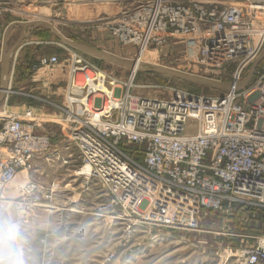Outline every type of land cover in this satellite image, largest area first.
<instances>
[{"label":"built area","instance_id":"1","mask_svg":"<svg viewBox=\"0 0 264 264\" xmlns=\"http://www.w3.org/2000/svg\"><path fill=\"white\" fill-rule=\"evenodd\" d=\"M135 4L108 26L117 44L133 48L134 59L169 36L182 38L190 62L201 69L221 75L234 64L232 87L215 96L174 90L164 99L134 97L126 85L117 97L111 87L115 79L87 62L82 52L66 48L62 60L42 56L31 80L43 86L57 83L64 68L63 102H49L59 110L52 114L24 104L9 112L12 104L0 105V199L17 175L26 178L36 153L48 148V137L38 133L42 122L64 121L71 127L66 148L71 146L79 159L76 176L87 183L94 179L104 197L92 207L95 216L128 223L127 229L145 223L177 229L178 216L195 208L218 210L226 203L264 207L263 76L251 83L255 70L239 85L263 47L264 27L255 25H264V0ZM4 6L0 0V14ZM130 145L142 147L140 160L125 151ZM39 187L26 179L14 198L19 222L26 210L50 207L51 195L44 196L45 203L38 201ZM240 261L264 264V239L243 251Z\"/></svg>","mask_w":264,"mask_h":264},{"label":"rangeland","instance_id":"2","mask_svg":"<svg viewBox=\"0 0 264 264\" xmlns=\"http://www.w3.org/2000/svg\"><path fill=\"white\" fill-rule=\"evenodd\" d=\"M4 1L5 6L0 14V77L3 38L6 27L14 21L47 20L68 39L123 59L135 58L133 48L117 44L108 26L120 18L123 9L135 6L137 0ZM225 3L235 6L232 1ZM257 25L256 28L264 27ZM22 31L34 32L18 24L14 26L7 34L5 52L11 49ZM31 33L22 40L24 49L9 58L12 89L9 100L14 104L7 111L13 112L17 104H24L47 114L57 113L58 108L49 102L62 105L67 79L65 69L62 68L59 82L45 86L33 82L29 73L40 57L56 55L62 60L67 56L66 48L76 49L59 41L43 27L33 35ZM262 39L261 51L264 49V35ZM82 54L87 62L115 79L111 87L117 97L126 90L130 81L133 86L126 91L133 95L164 99L171 97L174 90L207 96H215L226 90L151 71L147 65L132 73L126 66ZM189 57L187 40L169 36L163 44L148 49L147 63L219 81H230L235 71V65L229 64L221 75H217L190 62ZM250 66L244 70V77ZM259 77L264 82V59L257 66L251 83ZM42 124L38 133L48 137L49 146L36 153L35 168L28 172V177L30 182L40 186V203L46 202V194L51 195L52 199L48 202L49 208L37 206L33 210H26L20 221L25 231L28 264H242L243 251L264 239V207L244 203L238 204L239 208L249 210L241 211L238 216L232 215L235 214L232 204L227 203L216 211L195 208L183 212L177 218V229L147 223L140 226L129 224L127 229L128 223L107 215L91 214L93 205L104 197L94 179L86 186L83 178L74 175L80 164L79 161L75 164L70 161L75 158L76 152L71 146L65 149L69 145L70 125L64 121H44ZM132 147L135 145L128 148ZM23 174L17 175L6 197L0 199L1 203L5 202L3 205L9 204L14 211L17 210L13 200L26 180ZM150 190L153 195L156 185L151 186ZM73 202L80 206L74 207L76 203ZM0 214L3 215V211Z\"/></svg>","mask_w":264,"mask_h":264},{"label":"water","instance_id":"3","mask_svg":"<svg viewBox=\"0 0 264 264\" xmlns=\"http://www.w3.org/2000/svg\"><path fill=\"white\" fill-rule=\"evenodd\" d=\"M17 24L21 25L23 29L31 28L32 30H35L36 28L43 27L47 29L59 41L69 45L70 47L82 53L91 55L101 61L116 64V65L126 66L130 70L133 69V66L135 64V59H123V58L114 56L112 54H109L105 51H102L100 49H97L95 47L88 46L83 43L68 39L51 22L47 20L37 19V20L23 21V22L14 21L8 24V26L6 27V31H5L3 43H2L1 77H0V105L4 102H7L9 95L12 93L11 69L9 65V58L10 56H16L18 54L19 50L25 45L22 43V40L26 38L27 36H29V34L31 33V32L25 33L22 31L19 38L12 45L11 49L5 52L7 34ZM263 59H264V49L259 53L256 59L251 63L247 76L245 77L244 80L240 82L239 85H244L251 79L254 71L256 70L257 66ZM142 65L149 66L151 71L169 74V75H172L180 79H184V80H188V81L196 82V83H201L204 85H210V86H214V87H218L222 89H229L233 85L232 81H219L216 79L199 77V76L183 73L180 71L172 70L170 68H166L163 66H157V65H152L148 63H142L140 68L142 67Z\"/></svg>","mask_w":264,"mask_h":264},{"label":"clouds","instance_id":"4","mask_svg":"<svg viewBox=\"0 0 264 264\" xmlns=\"http://www.w3.org/2000/svg\"><path fill=\"white\" fill-rule=\"evenodd\" d=\"M25 231L12 214L0 215V264H28Z\"/></svg>","mask_w":264,"mask_h":264},{"label":"trees","instance_id":"5","mask_svg":"<svg viewBox=\"0 0 264 264\" xmlns=\"http://www.w3.org/2000/svg\"><path fill=\"white\" fill-rule=\"evenodd\" d=\"M39 28H41V27H39ZM39 28H36L35 30H34V32H36L37 31V29H39ZM47 30V29H46ZM34 32H32L31 33V35H33V33ZM24 49V46L19 50V52L18 53H20V51H22ZM37 63V60H36V62L34 63V64H36ZM33 64V65H34ZM33 67V66H32ZM31 74H32V68H31V70H30V73H29V78L31 77ZM10 95H9V97H8V100H7V102L8 103H10V104H14V103H11L10 102ZM20 103H23V102H20ZM27 103V102H26ZM125 151L129 154V155H131V156H133L135 159H139L140 160V158H141V156H142V147L141 146H135V147H132V148H128V147H126L125 148ZM232 207H233V209L232 210H234L233 212H235V214H232L233 216L234 215H236V216H238L237 214H240L241 215V211H245V210H249V208H242V209H240L239 207V205L238 204H232ZM209 211H216V210H209ZM260 216V215H259ZM262 216V215H261Z\"/></svg>","mask_w":264,"mask_h":264},{"label":"crops","instance_id":"6","mask_svg":"<svg viewBox=\"0 0 264 264\" xmlns=\"http://www.w3.org/2000/svg\"><path fill=\"white\" fill-rule=\"evenodd\" d=\"M67 146V145H66ZM66 146H65V149H70L69 147L68 148H66ZM76 154V153H75ZM73 160H71L70 162L71 163H76V162H78L79 161V159H78V156H77V154H76V156H75V158L73 157L72 158ZM35 160H36V156H34V158H33V160H32V171L34 170V168H35V164H34V162H35ZM72 166V165H71ZM37 168V167H36ZM70 168V167H69ZM31 172V171H30ZM19 175H21V174H19ZM28 175H29V173L27 174V176H26V179L27 180H29V177H28ZM23 177V176H22ZM23 179H24V177H23ZM29 181H31V179L29 180ZM86 186H87V182H86ZM85 186V190H87L88 188ZM7 193V190L6 191H4V193H3V196H2V198H4V197H6L5 196V194ZM3 203H5V202H3ZM3 203H1L0 202V212H2L3 211V213L5 214V213H9V214H12L13 216H14V218L16 217V212L14 211V209L9 205V204H4L3 205ZM74 203H76V202H73V204ZM74 207H78V206H80L78 203H76V205H73ZM1 215V214H0Z\"/></svg>","mask_w":264,"mask_h":264},{"label":"bare ground","instance_id":"7","mask_svg":"<svg viewBox=\"0 0 264 264\" xmlns=\"http://www.w3.org/2000/svg\"><path fill=\"white\" fill-rule=\"evenodd\" d=\"M110 2V1H109ZM147 55H148V50L147 51H142V52H140V53H138L137 55H136V59H135V64H134V66H133V69H132V73L133 72H136V70L138 69V68H140V66H141V64L142 63H147L148 62V60H147ZM145 61V62H144ZM148 64H152V63H148ZM152 65H154V64H152ZM131 86H133V83L130 81L128 84H127V88L128 89H130L131 88ZM105 89H107V88H105ZM108 90V89H107ZM130 92V91H129ZM131 93V92H130ZM131 95L132 96H134V97H136V95H133L132 93H131ZM78 172H76L74 175H78L77 174ZM149 196H150V198L152 199L153 198V195H151V193H149ZM12 203V202H11Z\"/></svg>","mask_w":264,"mask_h":264}]
</instances>
